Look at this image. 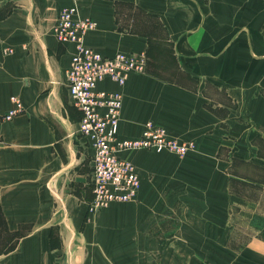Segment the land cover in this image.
<instances>
[{"label": "crops", "instance_id": "0c3cea01", "mask_svg": "<svg viewBox=\"0 0 264 264\" xmlns=\"http://www.w3.org/2000/svg\"><path fill=\"white\" fill-rule=\"evenodd\" d=\"M71 5L96 22L88 46L147 59L123 85H98L122 93L118 135L137 137L152 121L195 143L183 157L122 153L136 166L137 195L93 212L91 150L65 82L73 46L52 33ZM159 51L175 58L177 78L153 69ZM11 95L23 110L5 120ZM263 195L264 0H0V264H155L169 255L151 249L154 219L179 201L200 212L174 231L193 244L179 252L183 264H264V217L243 247L222 245L231 213L259 210Z\"/></svg>", "mask_w": 264, "mask_h": 264}, {"label": "built area", "instance_id": "2783aa9c", "mask_svg": "<svg viewBox=\"0 0 264 264\" xmlns=\"http://www.w3.org/2000/svg\"><path fill=\"white\" fill-rule=\"evenodd\" d=\"M96 27L90 17L79 14L75 5L64 7L58 14L52 33L60 43L73 46L65 70V82L72 104L79 110V133L91 150V192L88 211H98L113 203L136 197L140 179L136 166L122 157L133 150L170 152L178 157L195 149L192 140H180L152 121H146L139 136L118 135L122 93L98 87L104 79L123 85L132 72H144V54L116 52L104 55L86 44L87 34ZM6 53L12 52L5 49ZM11 107L3 115L11 119L23 110L19 96H10Z\"/></svg>", "mask_w": 264, "mask_h": 264}, {"label": "rangeland", "instance_id": "374dc122", "mask_svg": "<svg viewBox=\"0 0 264 264\" xmlns=\"http://www.w3.org/2000/svg\"><path fill=\"white\" fill-rule=\"evenodd\" d=\"M149 57L154 60L153 64H157V62L162 63L161 66H152L153 69L159 74L173 76L176 78L180 75L179 72H177V68L175 67L176 60L171 55V53L159 51L157 53L154 52V54H149ZM233 189L238 193H246L245 195H247V197H249L251 200H254L257 197L255 196L256 194L253 195L250 192V187H247L240 181L234 180ZM259 202V210H257L256 204L249 205L243 208V210H239L237 204L235 203V208L237 207L238 210L231 213L232 220L235 224L231 241L222 245H227L231 249H240L243 247V245H245V241L251 238L254 231L258 229V227L255 225L259 223L261 226L262 219L264 217V195L260 196ZM181 204V201L175 202V205L169 210V212L166 213L167 216L164 215L163 217L162 215L157 214L154 219V223L157 228L154 229V241L150 242L152 245L151 249L155 251L158 250L159 252L163 251L166 255H169L164 259L155 260V264H183L184 261H189L188 259H184L182 254L179 255V252L193 249V244H184L183 242H179L174 231L177 230L176 227L182 223L183 219L189 220L191 218H196L198 215H200V212L186 209L182 210L184 207L182 205L184 204ZM206 215L208 216V212ZM162 224H165V226L168 228H173L167 237H165L167 234L164 233V235L161 229Z\"/></svg>", "mask_w": 264, "mask_h": 264}]
</instances>
